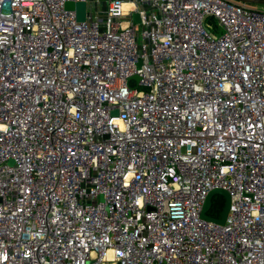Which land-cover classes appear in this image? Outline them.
Masks as SVG:
<instances>
[{"label": "built area", "instance_id": "built-area-1", "mask_svg": "<svg viewBox=\"0 0 264 264\" xmlns=\"http://www.w3.org/2000/svg\"><path fill=\"white\" fill-rule=\"evenodd\" d=\"M0 264H264V9L0 0Z\"/></svg>", "mask_w": 264, "mask_h": 264}, {"label": "water", "instance_id": "water-1", "mask_svg": "<svg viewBox=\"0 0 264 264\" xmlns=\"http://www.w3.org/2000/svg\"><path fill=\"white\" fill-rule=\"evenodd\" d=\"M239 1L264 4V0H239ZM66 7L69 9H75L77 11L78 19H80V20L85 19L86 3L84 1H77V2L68 1L66 3ZM133 16L135 19L139 20V15L137 13H134ZM131 78L139 79L140 75L134 74ZM114 113H117V111H115ZM216 195H221L225 198V206L223 208L222 215L220 218L213 217L209 214V210L211 209L212 203H213V197ZM229 207H230V195H229V193L225 189H222V188L213 189L212 191H210V193L207 196V199H206L205 204H204L202 215L204 217L211 218V219H214V220H217V221L223 223L226 220Z\"/></svg>", "mask_w": 264, "mask_h": 264}, {"label": "trees", "instance_id": "trees-1", "mask_svg": "<svg viewBox=\"0 0 264 264\" xmlns=\"http://www.w3.org/2000/svg\"><path fill=\"white\" fill-rule=\"evenodd\" d=\"M224 206H225V198L221 195L214 196L212 207L209 210V214L213 217L220 218Z\"/></svg>", "mask_w": 264, "mask_h": 264}, {"label": "rangeland", "instance_id": "rangeland-1", "mask_svg": "<svg viewBox=\"0 0 264 264\" xmlns=\"http://www.w3.org/2000/svg\"><path fill=\"white\" fill-rule=\"evenodd\" d=\"M232 1H236V2H240L239 0H232ZM250 6L254 7V8H258V9H264V4H258V3H251V2H247ZM213 24H215V21H212Z\"/></svg>", "mask_w": 264, "mask_h": 264}]
</instances>
